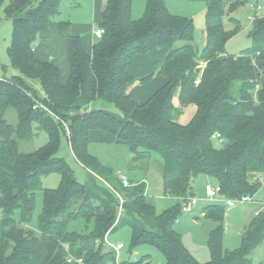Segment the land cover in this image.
Instances as JSON below:
<instances>
[{"label":"trees","instance_id":"1","mask_svg":"<svg viewBox=\"0 0 264 264\" xmlns=\"http://www.w3.org/2000/svg\"><path fill=\"white\" fill-rule=\"evenodd\" d=\"M204 1L206 41L199 52L192 19L171 14L163 0H146L139 18L132 17L131 0H105L98 20L104 33L90 49L80 35L68 37L65 81L54 63L34 54L38 35L59 13L63 0L5 3V16L12 21L7 54L19 74L0 78V264H80L78 259L116 264L114 249H105L104 241L122 225L131 229V247L155 246L163 264L251 263L250 252L264 239V206L245 227L240 246L229 250L222 246L226 204H207L202 213L215 225L206 262L195 259L174 228L182 202L195 195L203 177L216 180L218 196L224 199H253L264 192V17L252 20L247 47L227 53L226 42L241 28L235 12L247 0ZM224 17L231 28H226ZM68 24L59 21L61 29ZM143 53L151 55L152 74L162 75L164 83L136 103L128 92L133 82L128 67ZM33 82L39 83L42 94ZM101 102L113 104L122 117L101 108ZM188 105L195 106V113L181 123L178 117ZM9 108L16 112V124L5 117ZM34 127L46 132L47 142L31 152L20 151L19 140L31 139ZM94 129L126 143L132 163L159 153L165 192L181 202L157 213L144 184L123 186L119 175L88 151ZM61 132L88 172L83 183L56 156ZM215 139L221 146L214 145ZM50 172H58L60 182L43 188L41 177ZM37 191L42 205L37 228L32 229L28 224ZM77 218L91 221V229L70 231L69 222ZM120 264H149V256Z\"/></svg>","mask_w":264,"mask_h":264},{"label":"rangeland","instance_id":"2","mask_svg":"<svg viewBox=\"0 0 264 264\" xmlns=\"http://www.w3.org/2000/svg\"><path fill=\"white\" fill-rule=\"evenodd\" d=\"M8 0L0 5V78L11 76V69L7 47L10 42L12 32V21L5 16L4 5ZM132 1V17L139 18L142 16L146 0ZM167 10L171 14L191 18L194 25L193 43L201 52L205 45V13L206 3L204 0H163ZM257 5V6H254ZM94 9L90 0H63L60 5L59 13L52 18V21H68L74 30H79L81 39H91L93 32L97 27L93 15ZM95 14V13H94ZM235 16L240 21L241 28L234 34L225 45L227 53H238L250 44L248 32L252 27L254 18L264 17V0H247L236 12ZM226 28H231L232 24L224 17ZM151 55L149 53L137 54L131 59L128 70L133 76V82L129 86L128 92L131 94L136 103H141L162 83L164 77L158 74H152ZM16 74H19L17 70ZM152 74L150 77L148 75ZM39 94H42L38 82H33ZM177 99V91L174 95ZM99 103V102H98ZM98 103L96 104L98 106ZM103 103V102H101ZM107 109L111 114L122 117V113L113 104L99 105ZM195 113V106L188 105L178 117V121L186 123ZM7 121L16 124L17 116L14 109L9 108L5 114ZM35 125V124H34ZM35 134L31 139L19 140L18 148L22 152H31L48 140L46 132L33 128ZM222 142L214 140L216 147L221 146ZM88 151L95 156L102 164L112 169L118 175H123L130 184H144L146 195L153 200L157 213L168 212L177 203L181 202L177 197L171 196L165 192L163 187V160L159 153L152 152L147 159L131 162V151L129 146L116 139L111 132L101 130H92L89 134ZM56 156L61 157L69 165L75 178L79 182H85L88 172L76 160L68 145L66 136L61 132L59 149ZM60 182L58 172H50L41 177V186L43 188H55ZM206 183L212 186L216 185V180L210 176L203 177L201 182L195 186V195L197 204L190 212H181L177 215L174 228L181 235L186 248L191 252L199 262H206L210 258L208 248L209 232L215 225V222L204 216L203 208L211 203H224L222 196L209 199L204 192ZM264 197V192H257L253 201L240 203L236 202L234 207L228 208L226 205L223 217V236L222 246L224 249H234L241 244L242 233L255 214L263 209L264 204H260V199ZM42 195L41 191L36 193L35 208L33 218L28 226L32 229L37 228V215L41 211ZM92 227V222H87L84 218H77L69 222L68 229L77 233H86ZM131 229L129 226L122 225L117 227L106 235L104 241L105 249H112L113 245L121 243L123 247L119 250L116 263L122 261H135L143 255L149 256V264H163V257L160 251L153 245L142 243L131 247L130 244ZM264 257V239L249 254L250 264H259ZM115 264V263H113Z\"/></svg>","mask_w":264,"mask_h":264},{"label":"crops","instance_id":"3","mask_svg":"<svg viewBox=\"0 0 264 264\" xmlns=\"http://www.w3.org/2000/svg\"><path fill=\"white\" fill-rule=\"evenodd\" d=\"M90 3L93 5L94 21L98 27L99 14L104 8L105 0H90ZM70 24L71 23L69 22V24L65 28L61 29L59 27V21L54 20L49 22L46 29L38 35L34 44L35 56L40 60H48L54 63L60 69L62 81L66 80L69 73V64L67 58L68 37L70 35H79L81 33V31L77 29L74 30L72 27H68ZM94 39V36L91 37L90 41L82 38V42L86 49H90ZM14 74H16L15 69H11V75ZM173 102L175 105H177L178 98H174ZM100 105L103 104L100 103ZM199 181L201 182L202 179H200Z\"/></svg>","mask_w":264,"mask_h":264},{"label":"built area","instance_id":"4","mask_svg":"<svg viewBox=\"0 0 264 264\" xmlns=\"http://www.w3.org/2000/svg\"><path fill=\"white\" fill-rule=\"evenodd\" d=\"M104 33V29L102 27H97L94 32H93V36L95 39L100 38ZM215 137H219L218 133L214 134ZM119 178L122 182L123 186H128L129 185V181L121 174H119ZM220 191V186L218 184L212 186L209 183H206L204 185V192L205 195L209 198V199H213L215 197L218 196ZM253 201L252 198L249 195H243L240 198H228V199H224V202L226 204V206L228 208L230 207H234L236 202H240V203H245V202H251ZM197 204V200L192 196L187 198L186 200H184L181 204V210L182 212H190L192 211L193 207ZM123 247V245L121 243L117 244V245H113L112 248L114 249L115 253H116V261H117V256L119 253V250ZM68 260H71L70 258ZM78 262L80 264H84L82 262L81 259H78ZM118 264V263H116Z\"/></svg>","mask_w":264,"mask_h":264}]
</instances>
